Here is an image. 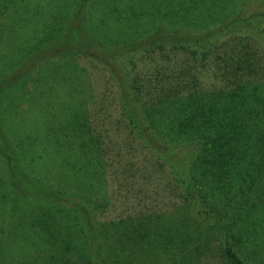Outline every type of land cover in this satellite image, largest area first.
Listing matches in <instances>:
<instances>
[{"label": "trees", "instance_id": "obj_1", "mask_svg": "<svg viewBox=\"0 0 264 264\" xmlns=\"http://www.w3.org/2000/svg\"><path fill=\"white\" fill-rule=\"evenodd\" d=\"M92 2L76 0L64 8L65 0H0V10L27 24L26 34L31 28L46 38L32 39L37 43L24 50L11 44L1 57L0 264H159L163 258L168 264H202L210 258L219 264H264V51H257L264 48V0H175L164 17L175 14L192 25L160 27L148 40L114 46L101 41L89 24ZM216 13L222 17H212ZM208 17L206 27L193 25ZM8 28L0 17V41L9 45L13 35ZM223 38L247 41L239 50L225 51L218 72L222 80L208 90L189 72L191 82L143 108L119 76L122 111L132 131L181 190L182 205L172 216L103 222V200L72 195L65 183L57 189L34 178L33 160L18 149L22 137L1 117L11 108L4 109L6 100L16 90L23 95L30 80L29 99L35 101L36 86H61L72 77L55 67L57 59L90 57L94 50L123 49L129 55L166 47L206 59ZM83 137L84 180L96 191L103 179L98 170L102 152L97 143L86 144L94 137Z\"/></svg>", "mask_w": 264, "mask_h": 264}, {"label": "rangeland", "instance_id": "obj_2", "mask_svg": "<svg viewBox=\"0 0 264 264\" xmlns=\"http://www.w3.org/2000/svg\"><path fill=\"white\" fill-rule=\"evenodd\" d=\"M75 1L65 0L64 8ZM158 1L93 0L87 10L88 21L97 37L110 46L148 40L160 27L171 29L192 25L191 21L180 20L175 14L172 18L164 17L167 5L168 8L177 5L175 0L164 5ZM8 7L13 8L12 5ZM0 17L7 21L13 35L12 41L8 39L9 45L0 41L1 72L5 62L1 57L11 51L8 50L11 44H18L19 50H24L27 45L37 43L32 39L37 38L39 43L46 38L41 39L43 35L37 36L31 28L26 34L24 27L27 28V24L21 25L20 18L11 16L4 8L0 10ZM212 17L221 18L222 14L216 13ZM47 18L50 23L49 14ZM209 21L208 17L193 25L204 28ZM245 41L229 43V39L223 38L211 47L206 59H196L189 50L172 47L152 48L129 55L122 54L123 49L115 50L121 52L118 54L113 50L106 53L94 50L90 57H63L54 61V65L72 77L66 82L61 81V86L43 84L42 90L36 86L35 101L29 99V92L34 90L30 80L24 91L26 96L19 90L14 97L10 94L11 104L8 99L9 103L6 100L3 107L11 108L2 111L1 117L6 120L9 130L22 137L23 144L18 149H24L33 160L34 178L57 189L63 188L65 183L66 191L72 195L96 198L98 202L103 200L100 214L103 222L129 217L172 216L182 205L181 190L170 170L157 161L155 154L132 131L122 111L119 76L131 91L134 89L133 93L144 108V103L155 102L163 93L175 92L177 85L191 82L189 72L206 90L217 85L222 80L218 72L224 68L225 51L239 50ZM257 51H264V48ZM97 54L101 61L95 59ZM111 54L115 56L110 58ZM37 92L41 96H37ZM85 135L94 137L93 142L86 137V144L97 143L102 152V164L98 165L102 168L98 170L103 179L96 191H92L84 180L85 161L88 162L83 160L80 147ZM74 148L78 154L74 153ZM92 163L95 165L94 160ZM1 173L3 175L0 168ZM260 219L264 226V217L260 216ZM165 259L159 264H168ZM202 264L219 262L210 258Z\"/></svg>", "mask_w": 264, "mask_h": 264}]
</instances>
